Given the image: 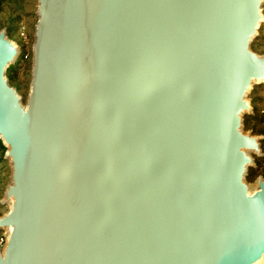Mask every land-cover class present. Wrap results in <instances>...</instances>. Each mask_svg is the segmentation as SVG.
I'll return each mask as SVG.
<instances>
[{
  "label": "water",
  "instance_id": "95a60500",
  "mask_svg": "<svg viewBox=\"0 0 264 264\" xmlns=\"http://www.w3.org/2000/svg\"><path fill=\"white\" fill-rule=\"evenodd\" d=\"M263 0H38L23 105L0 31L11 161L0 264H259L247 99Z\"/></svg>",
  "mask_w": 264,
  "mask_h": 264
},
{
  "label": "rangeland",
  "instance_id": "374dc122",
  "mask_svg": "<svg viewBox=\"0 0 264 264\" xmlns=\"http://www.w3.org/2000/svg\"><path fill=\"white\" fill-rule=\"evenodd\" d=\"M37 8L38 0H2L0 6V31H6L8 38L19 49V56L9 67L7 77L9 78L10 70L13 69L12 79L9 81L16 88L25 106L31 88L32 50L35 41V26L38 20ZM262 13L264 16V0ZM251 48L258 55H264V17L258 34L251 43ZM247 99L251 104V109L243 115V131L257 136L262 148L261 153H252L254 162L246 175L250 191L254 192L258 188V180L264 179V82L254 83L248 92ZM11 175V161L5 158L4 154V161L0 162V217L11 208V204L6 198L7 188L12 182ZM8 230L0 229V254L7 243ZM259 264H264V259Z\"/></svg>",
  "mask_w": 264,
  "mask_h": 264
},
{
  "label": "trees",
  "instance_id": "16d2710c",
  "mask_svg": "<svg viewBox=\"0 0 264 264\" xmlns=\"http://www.w3.org/2000/svg\"><path fill=\"white\" fill-rule=\"evenodd\" d=\"M1 3H2V0H0V6H1ZM11 72L9 73V79L11 80L12 79V71L14 72L13 69L10 70ZM11 75V77H10ZM7 151V148L4 146L2 140L0 139V162H3L4 161V154L6 153Z\"/></svg>",
  "mask_w": 264,
  "mask_h": 264
},
{
  "label": "bare ground",
  "instance_id": "6f19581e",
  "mask_svg": "<svg viewBox=\"0 0 264 264\" xmlns=\"http://www.w3.org/2000/svg\"><path fill=\"white\" fill-rule=\"evenodd\" d=\"M9 231H10V229H9ZM263 259H264V258H263ZM263 259H262V260H263Z\"/></svg>",
  "mask_w": 264,
  "mask_h": 264
}]
</instances>
